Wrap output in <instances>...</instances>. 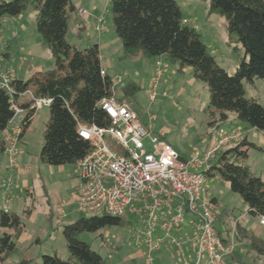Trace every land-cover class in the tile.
Listing matches in <instances>:
<instances>
[{
  "label": "trees",
  "instance_id": "16d2710c",
  "mask_svg": "<svg viewBox=\"0 0 264 264\" xmlns=\"http://www.w3.org/2000/svg\"><path fill=\"white\" fill-rule=\"evenodd\" d=\"M207 1L208 12L225 19L228 39L232 38L243 51L234 74L217 64L193 26L182 23L183 15L175 0H109L112 26L125 54L141 53L149 59L164 54L176 63L178 71L190 67L193 75L207 86L212 122L215 117L225 121L228 112H233L237 119L262 134L263 147L244 135L221 150L205 171L207 177L216 174L227 181L230 190L238 193L246 204L247 212L261 217L264 215V176L254 175L244 160L250 149L264 151V105L245 96L242 80L264 81V0ZM29 7L34 10L35 30L41 43L49 49L53 66L25 81L16 78L11 81L12 99L25 109L19 138L29 127L35 110L28 109L29 100L18 102V95L30 90L35 97H49L39 158L50 165L74 164L90 149L89 142L78 135L77 123L106 126L109 122L98 102L112 95L111 77L100 74L96 43L77 48L67 39L69 16L77 14L79 8L71 0H0V30L5 16H17ZM12 116L10 96L0 88V132ZM31 211V205L25 207L22 216H29ZM22 216L0 209V262L15 248L12 236L13 232L23 229ZM121 223V216L102 213L64 224L62 234L69 257L42 254L38 264H107L77 235ZM236 233L254 251L259 264H264V239L248 235L239 224H236ZM26 263L22 260L18 264Z\"/></svg>",
  "mask_w": 264,
  "mask_h": 264
},
{
  "label": "rangeland",
  "instance_id": "374dc122",
  "mask_svg": "<svg viewBox=\"0 0 264 264\" xmlns=\"http://www.w3.org/2000/svg\"><path fill=\"white\" fill-rule=\"evenodd\" d=\"M175 1L183 17L189 19L188 25L193 26L200 34L202 42L217 64L229 74H234L243 51L237 42H233L232 38L228 39L225 19L208 12L207 0ZM71 2L76 7L85 8L89 13L82 15L84 25L79 29V34H77L78 25L75 15L69 16L67 31L69 42L77 48H85L94 43L101 45L100 53L109 74L111 77L120 75L123 81V85L117 84L111 87L115 98L130 105L143 122H147L148 117L151 116L157 131L180 155L186 157L194 149L204 151L210 148L216 141L218 128L230 124H237L236 127L239 129L243 125L250 128L247 139L263 147L262 134L237 119L233 112H228V119L225 121H219L217 117L215 121H211L213 119L208 111L209 91L205 82L193 75L190 67L176 71L174 70V67L177 68L176 63L164 62L163 73L156 89L157 94L152 101L149 100V80L154 74L155 66L151 58L124 53L121 41L112 26L109 0H71ZM92 14L104 16L103 32H96L93 29ZM77 16L81 17L79 14ZM2 25L4 34L9 38V46L17 54V60L12 63L15 69L19 64L27 66L34 52L40 53L43 59L50 56L49 49L38 41L39 35L34 26V10L30 7L22 11L20 17L5 16ZM262 82H264L262 79L252 81L243 79L242 85L246 97L253 98L264 105ZM163 91L166 95H162ZM47 117V106L36 110L33 122L24 135V142L19 144L21 153L17 155V162L20 165L21 174L17 178V185L15 183L11 196V209L22 216L26 205H31L33 214L22 216L24 227L22 230L13 232L12 236L15 248L3 262H0L1 264H18L22 260H25L26 264H38L42 254L52 253L68 258L69 253L62 234L63 225L79 217L89 216L76 209L77 178L73 164L50 165L39 158ZM104 140L110 149L122 151L120 145L109 136H106ZM2 161L6 162L7 166L6 156L0 157V165ZM244 163L249 166L254 175L264 176V151L250 149ZM3 179L4 177L0 178V182ZM25 180L30 194L25 190L23 182ZM2 194L3 189L0 188V200ZM206 194L215 198L219 209L216 229L220 238H225L224 228L230 229L234 221H239L240 225L246 226L248 235H261L264 238V225L259 224V216L247 212L246 204L238 193L230 190L227 181L216 174L208 176ZM58 206L63 208L64 215L56 212ZM0 209H2L1 201ZM121 219L122 223L119 225L106 226L92 232L81 231L77 238L88 243L107 264H145L140 254L141 250L133 245L131 238L130 227L135 216L126 212ZM1 231L0 228V234ZM235 235L237 245L233 253L225 257V264L240 262L259 264L260 260L255 256L254 251L249 249L245 241L237 239V233ZM160 251H166L169 257L165 258V264L175 262L171 247H163ZM161 252L156 253L155 264H158L157 257H161L163 254Z\"/></svg>",
  "mask_w": 264,
  "mask_h": 264
},
{
  "label": "built area",
  "instance_id": "2783aa9c",
  "mask_svg": "<svg viewBox=\"0 0 264 264\" xmlns=\"http://www.w3.org/2000/svg\"><path fill=\"white\" fill-rule=\"evenodd\" d=\"M88 13L85 8L77 10L79 15ZM92 18L93 29L102 32L104 16L92 14ZM181 21L188 24L189 19L182 17ZM154 66L148 88L151 101L163 73L159 59L154 60ZM100 74H106L105 70L101 68ZM12 79L8 67L0 68V88L10 96L13 109L9 123L15 124L0 132V150L7 159V174L0 182L1 207L5 211L9 210L15 171L19 167L18 141L25 113L12 99ZM110 80L112 87L123 85L120 75ZM24 93L29 96L28 109L36 111L50 103L49 97H35L30 90ZM98 105L108 116L106 126L77 123V133L89 142L90 149L73 164L78 181L76 209L89 215L122 216L126 212L134 215L131 238L133 245L141 250L145 264H155L156 253L167 246L171 247L177 264H223L237 245L236 224L230 229V239L224 242L216 229L218 206L205 192V171L224 146L241 139L240 129L219 127L214 145L204 151L194 149L183 157L163 139L151 116L143 122L130 105L117 100L113 93L102 97ZM106 136L115 140L122 151L110 149L104 140ZM56 212L64 215L61 206ZM259 224L264 225V215L259 217Z\"/></svg>",
  "mask_w": 264,
  "mask_h": 264
},
{
  "label": "crops",
  "instance_id": "0c3cea01",
  "mask_svg": "<svg viewBox=\"0 0 264 264\" xmlns=\"http://www.w3.org/2000/svg\"><path fill=\"white\" fill-rule=\"evenodd\" d=\"M20 15H21V13L19 14V15H17V17H20ZM75 19H76V21H77V29H78V31H77V34H79V29H81L82 27H83V17H82V15H81V17H78L77 16V14H75V17H74ZM2 28H3V26H2ZM1 28V30H0V55L2 56V59L0 60V68H5V67H8L10 70H11V72H12V76H13V78H16V79H19V80H22V81H25V80H27L28 78H30L32 75H34V74H36L37 72H42V71H45V70H47V69H50L52 66H53V58H52V56H51V54H50V52H49V55L50 56H48V57H45L44 59H43V57H41V54L40 53H38V52H34V53H32L31 54V58L32 59H30L31 60V62L27 65V66H24V65H20L19 64V66L17 67V69H15L14 67H12V63L13 62H15L16 60H17V54L15 53V52H13L12 51V49H11V47L9 46V38L4 34V31H3V29ZM3 31V32H2ZM104 31V30H103ZM102 31V32H103ZM1 32L3 33V34H1ZM38 41H40V39L38 38ZM40 43H41V41H40ZM42 44V43H41ZM104 44V43H103ZM45 46V45H44ZM98 48H99V54H100V64H101V68L102 69H104L105 70V73L107 74V75H109L110 77H111V75L109 74V72H108V70H107V68L105 67V61H104V59H103V57H102V53H100L101 51V45H99L98 44ZM137 56H140V57H144L141 53L140 54H137ZM155 59H159L161 62H162V65L164 64V62H168L169 61V59L163 54V55H159V56H157V57H154V58H151V62L154 64V60ZM24 60V59H23ZM42 61H44L43 63H42ZM170 63H171V61H169ZM173 63V62H172ZM186 68H184V70H185ZM174 70H176V71H178L177 70V68H175L174 67ZM27 76V77H26ZM26 77V79H24ZM262 85H263V87H264V82H262ZM29 100V96H28V94L27 93H22V94H19L18 95V99H17V101L18 102H22V101H28ZM35 114H36V111L34 112V114H33V116H32V118H31V123L33 122V119H34V117H35ZM31 123H30V125H29V127L27 128V130L30 128V126H31ZM15 124H8V126H9V128H11V127H13ZM229 126H237V124L236 125H234V124H230V125H228V126H226L225 128H227V127H229ZM253 129V128H252ZM27 130H26V132H27ZM240 131H241V133H242V137L245 135L247 138H248V132L250 131V128H247L246 126H241V129H240ZM25 132V133H26ZM25 133L23 134V136L22 137H20L19 138V141H18V145L20 144V143H23L24 142V135H25ZM260 136V139H262L261 138V134H259ZM241 137V138H242ZM180 154V153H179ZM3 156H5V154L0 150V157H3ZM182 156V155H181ZM184 157V156H183ZM21 168H20V165H19V167H18V169L15 171V180H16V185H17V178L19 177V175L21 174V170H20ZM7 174V166H6V162H3L2 161V163H1V165H0V178H3V177H5V175ZM24 182V184H25V190H26V192L28 193V194H30V191L27 189L28 188V186H27V181L25 180V181H23ZM78 182V181H77ZM15 187V186H14ZM13 191H14V188H13V190H12V192H11V194H10V203H9V210H11V211H13L12 209H11V203H12V199H11V196H12V194H13ZM206 192V191H205ZM208 196V195H207ZM209 197H211V196H209ZM1 198H2V196H1ZM1 201V200H0ZM28 205H26V207H27ZM13 212H15L16 213V211H13ZM32 214H33V211H31V214H30V216H32ZM218 221V220H217ZM217 223V222H216ZM234 223L235 224H239V226L240 227H245L244 228V230H247L248 231V229H247V227L246 226H244V225H240V223H239V221H234ZM233 223V224H234ZM232 227V226H231ZM231 227H230V229H231ZM225 229V232H226V236H225V238H223L224 239V242H227L229 239H230V237H231V231H230V229L228 228V227H225L224 228ZM19 231V230H18ZM259 237L260 238H262V239H264L261 235H259ZM238 239V238H237ZM161 250V249H160ZM159 250V252H161ZM161 253H163V254H161V257H157V263L158 264H165V258L166 257H168L167 256V253H166V251H162ZM140 254L142 255V252H140ZM227 257V256H226ZM169 258V257H168ZM229 258H230V256H229ZM225 259V258H224ZM168 260H170V259H168ZM171 262H172V260H170ZM224 264H225V260H224V262H223ZM1 264V263H0ZM172 264H177L176 262H172Z\"/></svg>",
  "mask_w": 264,
  "mask_h": 264
}]
</instances>
